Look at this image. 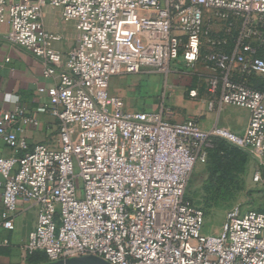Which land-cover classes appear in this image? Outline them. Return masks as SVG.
Returning a JSON list of instances; mask_svg holds the SVG:
<instances>
[{"label":"built area","instance_id":"obj_1","mask_svg":"<svg viewBox=\"0 0 264 264\" xmlns=\"http://www.w3.org/2000/svg\"><path fill=\"white\" fill-rule=\"evenodd\" d=\"M46 6L75 24L78 41L67 54L54 47L63 35L46 28ZM5 21V39L38 58L58 85L55 102L37 113L58 120L59 147L31 145L8 129L20 117L35 121L23 108L0 117V137L14 152L0 157L2 227L15 229L21 201L38 208L24 259L43 252L48 262L264 264V212L235 207L218 231L206 233L204 209L187 197L216 137L264 166V91L250 82L264 77V0H0V27ZM180 61L214 71L209 110H249L243 134L193 118L173 122L171 107L127 109L111 93L114 76L168 75ZM187 95L197 98L198 88ZM256 178L264 187V170Z\"/></svg>","mask_w":264,"mask_h":264},{"label":"crops","instance_id":"obj_2","mask_svg":"<svg viewBox=\"0 0 264 264\" xmlns=\"http://www.w3.org/2000/svg\"><path fill=\"white\" fill-rule=\"evenodd\" d=\"M44 23L48 30L63 35L61 41H56L54 47L67 54L78 41V32L73 22H64L60 11L52 7H44ZM10 25L3 22L0 27V117L13 113L17 107L25 110V116H34L35 121L24 123L20 117L16 122L8 125L17 135L27 140L31 145L37 143H50L59 147L58 120L49 112L37 113V109L55 102L57 82L54 78H45L41 61L26 49L12 45L5 39ZM9 59V60H8ZM147 71L114 76L111 80L112 94L121 96L127 109L136 110L138 107L137 96L142 93L143 84L147 93L148 108L137 109L142 111L161 110L164 107L172 108L170 120L183 122L193 118L200 122L204 128L215 124L227 127L232 131L243 134L248 125L250 112L248 109L216 104L212 110L208 109V93L206 88L207 78L214 71L212 69L196 66L188 67L180 61L176 69L166 75L172 89V105L158 99L164 85L161 80L155 81L148 77ZM159 73V72H154ZM162 74V73H160ZM162 79V78H161ZM161 85V86H160ZM147 86V87H146ZM153 87L155 94L150 96ZM198 88L199 96L189 98L187 90ZM149 88V89H148ZM139 89V92H138ZM136 101V103H135ZM169 105V106H168ZM14 152L5 139L0 137V157L10 156ZM0 174V183L3 182ZM0 187V264H28L23 257L22 245L27 241L30 232L36 227L38 208L21 201L15 217V229L8 230L2 227V213L4 210ZM8 240V243H5Z\"/></svg>","mask_w":264,"mask_h":264},{"label":"rangeland","instance_id":"obj_3","mask_svg":"<svg viewBox=\"0 0 264 264\" xmlns=\"http://www.w3.org/2000/svg\"><path fill=\"white\" fill-rule=\"evenodd\" d=\"M147 75L148 77L152 75L151 79L155 81L161 80L162 85L164 81L166 82L158 99L172 105L173 92L165 74L147 72ZM153 87L151 86L149 91L152 97L155 94ZM145 89L143 84L142 93L136 95L137 109L148 108L147 93H143ZM263 170L261 161L250 151L235 150L231 147H228V151L219 154L214 152L208 163L196 167L188 187L187 197L195 205L204 209L206 233L218 231L228 211L235 207L243 210L264 211V187L256 178L257 173ZM75 172L79 173L77 164H75ZM76 181L78 188H82V178H77Z\"/></svg>","mask_w":264,"mask_h":264},{"label":"trees","instance_id":"obj_4","mask_svg":"<svg viewBox=\"0 0 264 264\" xmlns=\"http://www.w3.org/2000/svg\"><path fill=\"white\" fill-rule=\"evenodd\" d=\"M258 55L260 57L264 58V47H261L259 49ZM250 82L254 88L261 90V91H264V77L253 76L251 78ZM213 142H214V147L210 151V155H209V159H208L207 163L212 158L214 152H216V153L218 152V154H219V153H222L224 151H228V147H231L235 150H244V149H242L236 145H233V144L229 143L228 141H226L222 138H219V137H216ZM258 211L264 212L262 210H258ZM26 261L28 264H41V263L48 262V259L43 252H36L32 255H28L26 258Z\"/></svg>","mask_w":264,"mask_h":264},{"label":"water","instance_id":"obj_5","mask_svg":"<svg viewBox=\"0 0 264 264\" xmlns=\"http://www.w3.org/2000/svg\"><path fill=\"white\" fill-rule=\"evenodd\" d=\"M41 264H111V263L97 256H83V257L69 258L66 260H60L56 262H46Z\"/></svg>","mask_w":264,"mask_h":264}]
</instances>
